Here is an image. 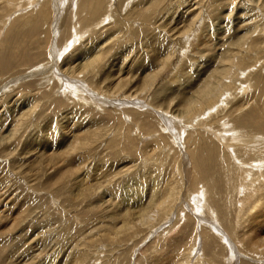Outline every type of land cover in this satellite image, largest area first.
Returning a JSON list of instances; mask_svg holds the SVG:
<instances>
[{"label": "rangeland", "instance_id": "obj_1", "mask_svg": "<svg viewBox=\"0 0 264 264\" xmlns=\"http://www.w3.org/2000/svg\"><path fill=\"white\" fill-rule=\"evenodd\" d=\"M41 1L0 0V264H171L183 253L186 264H264L242 237L256 216L247 202L264 193L263 179L250 166L255 162L239 160L235 166L222 151H209L213 136L205 143L188 138L165 112L167 103L173 108L192 93L212 54L211 46L201 45L182 54V43L172 38L192 19L191 9H184L189 0L155 1L160 13L151 28L131 17L142 12L137 5L144 2L113 0L114 14L102 24L104 35L86 33L80 41L73 37L80 0H45L44 8ZM224 1L211 7L212 0L200 4V26L214 34L210 43L221 38L227 25L231 31L225 41L235 36L240 0ZM224 5L228 10L236 6L234 15L226 18L231 13ZM126 21L132 25L133 40L131 32H124ZM109 35L114 37L100 50L95 66L77 77L83 62L79 56L98 52H91L90 41L99 43ZM166 53L170 61L153 76ZM71 68L77 72L72 83L63 72ZM119 81L123 88L112 95L111 87ZM240 85L236 96L228 95L229 101L218 106L222 111L217 118L230 130L235 115L242 113L248 126L262 129L264 141V115L258 109L264 102V81L260 87ZM193 127L186 128L188 133ZM262 143L250 148L264 155ZM199 146L205 152L197 150ZM226 161L228 173L222 169ZM250 170L258 177L247 178ZM167 185L174 189L173 202L158 213L155 203ZM245 195L247 201L241 202ZM146 207L158 217L145 224L139 216Z\"/></svg>", "mask_w": 264, "mask_h": 264}, {"label": "bare ground", "instance_id": "obj_2", "mask_svg": "<svg viewBox=\"0 0 264 264\" xmlns=\"http://www.w3.org/2000/svg\"><path fill=\"white\" fill-rule=\"evenodd\" d=\"M44 1L45 0H42L41 3H40V6H43V8L46 5V3H44ZM155 1H158V0H141V1H138V2H142V3L144 2V4H141V3L138 4L137 3L138 4L137 6H140L139 9L141 8L142 12H139L137 15H135V17H133V16H131V17L132 18H137L138 20H141L142 23H143V24H141L142 26L144 25L147 28H151L152 27V25H151L152 20H154L155 17L160 13V11H158V9H155V6H156V4L154 3ZM159 1H162V0H159ZM191 1H193V0H189L188 7L184 8L186 11H190V9H191V11H192V13H191V16H192L191 21L189 20V24H187L186 26H183V27L178 28V29L176 28L177 30L172 35V36H174L172 38L173 39L175 38V39L179 40V41L176 40V42L178 44L182 43L180 45L181 48L183 49L181 51L182 54L186 53L185 50H188L190 48L192 49L193 47H195V49H192V50H198L197 48L200 45L203 46V48H205V47L208 48V47L211 46L210 47V49H211L210 51H211L212 54H211L210 57H208L209 60L207 59L209 61V64H208L207 68L206 69H202V70H204L202 73L200 72L201 73L200 75L204 76V78L201 79L198 84L194 85L191 88L193 90L192 93L189 94L188 96L187 95L182 96L180 98V100L174 105L173 108L170 107L171 104H172L171 101H170L169 103H167L168 112L165 111V110H163V111L168 113V115L169 114L171 115L170 118L172 119L171 120L172 124L174 126L180 127L179 128V130L181 131L180 133H182V134H186L187 133L190 136V137H188V135H187L188 138H191V137L192 138H197V139H199V141H202V142L204 141V143L206 141L213 140L212 138H214L216 141H214L215 143H212L213 148H211L209 151L210 152H212V151H217V152L218 151L219 152L222 151L224 154H226V160L227 161L230 162L231 160H233V161L235 160L234 161L235 163L232 161L235 166L237 164L236 161H239V160H243L245 162H255V164L250 165V166H253L252 169L255 168L257 174H259L261 176V178L263 179V182H261V185H262L263 189L262 188L261 189L264 190V184H263L264 183V176H262V175H264V170H261V169H264V155H262L260 153L261 150H252L250 148L251 146H255L254 144H256L258 142H261V143L264 142L260 138V136H262V134H263L262 129L255 127L254 126L255 124L254 125L251 124L250 126H248V124H247L248 122L244 121V119H243L244 118V114H242V113L235 115L236 118L231 122V124H232V126L234 128H232V129L230 128V130H229V127H228L229 125L228 124H226V126L222 125V121L223 120L217 118L218 114H220L219 111L220 110L222 111V107L219 110L218 108H220V107H218V106L226 104V102L229 101L230 98H228V95H230L229 97H231L232 95H235V96L237 95V93H235L237 91V89H238L237 86H241L240 84H243L244 82H248V85L250 86V88L251 87H260L261 83L264 81V64L262 63L264 61V0H248V2H244V1H247V0L237 1L238 2V9H240V10H238V12L236 13V16L234 18L235 23L233 24L234 30L232 31L233 32L232 34H235V36L233 38H229V40L227 39L228 41L227 40L225 41V38H228L226 36H228L230 34V31H231V27L227 25L226 27L223 28L224 30L222 29L223 31L220 32L221 38H219L216 43H210L209 39H211L212 41L213 40L215 41V39H213V37H214L213 35L214 34L210 33L209 31L206 30V28H208V27L203 29V27L200 26L201 23H199L200 21H202V20H200L201 14H202L201 13V9H200V6H201L200 4L203 2V0H196V1L194 0L192 3H191ZM205 1L207 2V0H205ZM221 1L220 0H212V4H210V7L213 4H215V6H216V3H219ZM234 1H236V0H234ZM112 2H113V0H80L79 4L77 5V11H76V17H77L76 24L79 27L77 26L78 28L77 27L75 28L77 30H76V34L73 35V37H75L76 40L80 41V38H82V37L84 38V34H86V33H89L90 35H100V36L104 35L103 33H101V32H103V30L105 28V27H102V24L104 22H106V19L108 18L109 15L114 14V11L112 12V9H111ZM170 2H172V1H170ZM170 2L167 3V4H170ZM224 2L226 3V0ZM179 4H181V3H179ZM141 5H143V6H141ZM183 5L186 6L187 4L184 2ZM219 6L221 7L223 5L220 3ZM224 8H226L225 5H224ZM235 8H236V6H230L229 10L226 8L227 12L229 11L231 14L227 13V15H225V17L229 18V16L234 15V14H232V12L234 11ZM214 10L215 9H212V11H214ZM45 16H47V15H44V17ZM131 17H129V18H131ZM208 17H209V15H208ZM120 18H121V16H120ZM121 19H123V17ZM127 20H128V17H127ZM134 22L135 21H133L132 23H134ZM118 24L119 25L121 24V22H119V20H118ZM123 24H124V22H123ZM204 24L206 25L208 23H206L205 20H204ZM113 25H115V24L113 23L111 25V27L109 26L110 28L108 27L107 30L109 31L110 29L114 28ZM122 27H123V25H122ZM125 27H126L125 29L127 31H124V32H126V33L127 32H131L132 37L130 36L131 37L130 39L133 40V33H132V29H131L132 25L129 24V21L125 22ZM135 31H136V29H135ZM115 33H118V32H115ZM124 35H126V34H124ZM112 37H114V36L106 37L107 39H104L103 41H100L99 43H97L98 41H96V40L92 41L93 43L90 41V43H91V48H90L91 52H92V50L93 51L98 50V52H100V50H103V48H105L107 46L106 42ZM230 37H231V35H230ZM171 43H173V42H171ZM177 43H174V44L176 45ZM193 43H194V45H193ZM92 44H93V46H92ZM189 45H191V46H189ZM159 48L163 49L162 46H160ZM87 52H88V49H87ZM98 52H95L93 55L90 54L91 56L87 55L86 53H84V54L82 53V55L79 56L82 59V61H83V62H81L80 65L78 64V66H79L78 69L80 70L79 73L73 71L74 68H71V69H68V70H63V72H66V73L68 72V74H69L66 77H69V79H72L70 83H72V81H77V79H75L76 78V75H75L76 73H77V77H78V76H80V74L88 73L89 69H92V67L95 66L94 65L95 62L100 59L99 57L103 53V51H101L100 53H98ZM166 54L167 55H165V59H164V61L162 63L163 66H161V68L159 67L160 69L157 70L156 72H154L153 76H156L157 74L161 73L160 71H163V67H165L164 65L167 66V64H166L167 61L168 60L170 61L171 54H169V53H166ZM173 54H174V52H173ZM246 73H247V76L244 77V74L246 75ZM175 75H177V73ZM201 76H200V78H201ZM241 77H242V79H240ZM151 80H152V78H151ZM198 80H199V78H198ZM148 84H150V83H148ZM121 85H123V83H122V81H119L117 84H115V86L113 85L114 87H111V88L114 89V90H112L113 93L110 91L112 93V95H116V94L118 95L119 92H117L116 89L119 86H121ZM143 85H145V84H143ZM248 85H246V86H248ZM74 89L72 91L73 92L75 91V93L80 91V90L77 91L79 88L78 89L74 88ZM242 89L244 90L243 86H242ZM254 90L252 89V91H254ZM115 91L117 93H115ZM240 91H241V88H240ZM123 92H125V91H123ZM137 93H139V92H137ZM108 95H110V94H108ZM110 97H112V96H110ZM262 97L264 98V95ZM122 99L125 100V98H122ZM263 101H264V99H263ZM238 102H240V101H238ZM260 102H261V100H260ZM235 105H237V104H235ZM158 108H159V110H161V108H163V107L159 106ZM169 108L172 109V112H171V110ZM32 109H33V107H32ZM32 109H31V111L34 110V109L33 110ZM258 109H259V112L261 113V115L263 116L264 115V102H262V105L258 106ZM161 112H162V110H161ZM213 113H215V114H213ZM222 116H223V119H224V117H227V115H224V114H222L221 117ZM20 118H21V120H24V115H22ZM230 118L232 120L233 116H231ZM249 122H251V121H249ZM213 124H214V126L217 125V127H219V128H213V130L216 131V132L210 130V128H211V126H213ZM20 125H22V124H20ZM192 126L197 127V128H195L193 132L188 133L190 131V129H186V128H190V127L192 128ZM202 126L207 128L206 132H204V133H203V131H200V128H203ZM181 127H184V128H181ZM15 129H16V131L18 130L16 128V126H15ZM191 130H193V129H191ZM219 131H225V132H227V134L219 133ZM211 136H213V137L211 138ZM85 138H87V137H85ZM254 139H256V140L254 141ZM248 140L251 143H247ZM79 143H81V142H79ZM85 145H86V143H85ZM74 146H75V144L73 145V147ZM233 148H234V150L232 151ZM51 149H53V148H51ZM198 149L204 150V152H205V148L202 147V146L200 148H197V150ZM72 151L76 152L75 150H72ZM72 151H71V153H72ZM226 151L229 152V153L227 154ZM231 153H233V155H234L233 157L234 158L230 155ZM220 156H222V155H220ZM53 157H55V156H53ZM227 161H226V164L223 163L224 165L223 166L221 165L223 167L222 168L223 170L225 168L226 173H228V171H230V169H231V167L229 166ZM55 163L56 162H54V164ZM241 163H244V162H241ZM242 167H241V169H242ZM219 170H220V168H219ZM246 170H249V169H246ZM235 173L236 172H234V174ZM231 174H233V173H231ZM236 175L232 176V178L235 177ZM222 176L223 175H221V177ZM246 176H247V178H252L253 176L258 177V175H256L255 173L253 174V172H251V170ZM224 177H223V179H225ZM247 178H246V180H247ZM243 179L245 180V178H243ZM211 182H213V181H211ZM211 182H210V184H211ZM224 183H226V182H224ZM244 184H245V182H244ZM203 185H205V184H203ZM169 186H168V188H165V190L163 191L162 196L159 197L156 200L157 203H155L156 206L154 205L155 209L154 208L153 209L156 210L158 213H159V211H161L162 209H165L166 207H168V209H169L170 207L168 205L172 204V202H173L172 195H174V194H173L172 191H174V189H173V187L169 188ZM210 187L211 186H209V189H210ZM213 188H214V186H213ZM215 188L217 190V187H215ZM203 190H205V189H203ZM210 190H212V189H210ZM240 190L243 191L242 186L240 187ZM155 192L156 191L152 190L151 197L155 196ZM213 192H215V191H213ZM202 193L205 196L206 192L202 191ZM262 193H263V191L258 196L252 195L253 197L251 196L250 200L247 202L248 205L250 204V206H253L251 208V210H250V213L254 212V214L256 213V216H254L252 218V220H251V223H252L251 231L248 230V232H249L248 233L247 231L244 230L247 233L245 234L246 236H242V237H244V240L247 241V247L253 253L259 255V257H263L264 258V207H262V209H261V206H260L261 204H263L262 206H264V202H262V200L264 199V193L263 194ZM206 196H207V198L210 197L208 195H206ZM233 197H235V196H233ZM192 198H195V197H192ZM247 199H248V196L245 195L243 200H241V202H245V201H247ZM152 201H154V200H152ZM192 203H193V201H192ZM147 206H149V205H147ZM240 206H242V205H240ZM151 207H146V209L144 211H143V209H140V211H142L143 214H142V216L141 215L139 216L140 217L139 219L145 224L148 223V222H153L154 219H156L158 217L157 216L158 215L157 212H155L156 215L152 214V211L150 209ZM241 210H243V209H241ZM210 211L211 210L207 209V212H210ZM161 213H163V212H161ZM160 216H162V215H160ZM15 228H17V227H15ZM258 230L261 233L260 235L256 234V231H258ZM211 231H213V230H211ZM240 233H242V232L240 231ZM214 234H215V232H214ZM234 234H235V232H234ZM187 254H189V252ZM185 255L186 254L183 253V255H181L178 258H175V259L172 258V260L170 259L171 260V264H186L187 261L185 259ZM164 260L165 259L163 258V261Z\"/></svg>", "mask_w": 264, "mask_h": 264}]
</instances>
